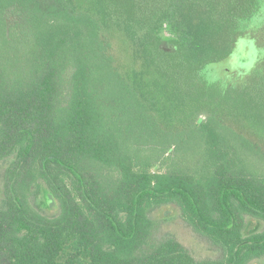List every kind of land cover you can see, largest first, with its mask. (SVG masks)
Instances as JSON below:
<instances>
[{
	"label": "trees",
	"instance_id": "16d2710c",
	"mask_svg": "<svg viewBox=\"0 0 264 264\" xmlns=\"http://www.w3.org/2000/svg\"><path fill=\"white\" fill-rule=\"evenodd\" d=\"M247 40L259 54L250 69L240 66L251 59L252 43L240 53ZM116 51L129 58L123 68ZM220 108L264 142V0H0V161L12 158L0 264L264 257L263 174L216 143L204 176L155 171L129 152L157 119L193 131L200 114L219 117ZM40 189L58 201L57 215L35 206ZM171 202L222 257L196 258L180 241L156 238L150 211ZM251 218L262 229L246 235Z\"/></svg>",
	"mask_w": 264,
	"mask_h": 264
},
{
	"label": "rangeland",
	"instance_id": "374dc122",
	"mask_svg": "<svg viewBox=\"0 0 264 264\" xmlns=\"http://www.w3.org/2000/svg\"><path fill=\"white\" fill-rule=\"evenodd\" d=\"M83 31L85 41L88 39V32ZM111 41V40H110ZM240 53L248 54L249 42L242 41ZM251 57L247 65L240 63L243 68L250 69L259 54L257 47L254 48V40L249 42ZM254 43V44H253ZM115 44V42H114ZM112 47V41H111ZM107 55L109 57V52ZM118 53V51H116ZM114 53V52H113ZM119 61L117 66L123 68V62L129 60L128 57L118 53ZM128 63H126L127 65ZM238 65L232 67L238 69ZM126 68V67H125ZM122 88H116L117 91ZM227 109H219L216 115L211 117L207 113L199 116L203 118L201 124L196 125L193 131L188 129V124H183L181 120H176L173 125H167L164 119H157L159 127L155 129H139L132 139L130 154L134 156L139 164L146 165L155 171L165 172L172 166L187 169L198 176L211 173L216 158L213 156L211 146L218 144V148L227 154L239 166H243L250 171H255L264 175V142L245 121L236 122L231 115H227ZM129 119L127 118V123ZM202 130V131H199ZM213 136V137H212ZM11 157L0 161V206L3 205V178ZM48 190V189H47ZM44 193L42 189L32 197L35 206L44 214L55 216L59 213V203L48 190ZM150 217L156 223L155 236L158 239L174 238L183 243L196 258H219L224 255L222 247L214 244L208 237L196 232L191 225L183 218L178 205L174 202L163 204L150 211ZM248 227L245 234L254 233L262 229V223L248 219ZM249 264H264V257L254 259Z\"/></svg>",
	"mask_w": 264,
	"mask_h": 264
},
{
	"label": "flooded vegetation",
	"instance_id": "af4514ba",
	"mask_svg": "<svg viewBox=\"0 0 264 264\" xmlns=\"http://www.w3.org/2000/svg\"><path fill=\"white\" fill-rule=\"evenodd\" d=\"M256 47H257V49H258V46H257V45H256V46L254 45V48H256ZM257 53H258V52H257Z\"/></svg>",
	"mask_w": 264,
	"mask_h": 264
}]
</instances>
